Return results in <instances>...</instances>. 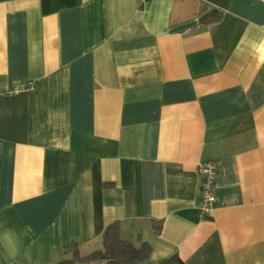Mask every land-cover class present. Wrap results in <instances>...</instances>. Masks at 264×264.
I'll return each instance as SVG.
<instances>
[{
	"label": "crops",
	"instance_id": "0c3cea01",
	"mask_svg": "<svg viewBox=\"0 0 264 264\" xmlns=\"http://www.w3.org/2000/svg\"><path fill=\"white\" fill-rule=\"evenodd\" d=\"M114 221L140 264H264V0H0V264Z\"/></svg>",
	"mask_w": 264,
	"mask_h": 264
},
{
	"label": "trees",
	"instance_id": "16d2710c",
	"mask_svg": "<svg viewBox=\"0 0 264 264\" xmlns=\"http://www.w3.org/2000/svg\"><path fill=\"white\" fill-rule=\"evenodd\" d=\"M219 15H205L202 21H210L218 18ZM159 229V227L157 228ZM102 249L95 250L85 256L79 254L78 245L71 244L70 257L53 264H74L80 262H92L106 260L110 264H140L145 261L151 252V247L140 242L135 245L120 236V224L118 221L109 223L102 233ZM158 264H185L177 254H173L158 262Z\"/></svg>",
	"mask_w": 264,
	"mask_h": 264
},
{
	"label": "built area",
	"instance_id": "2783aa9c",
	"mask_svg": "<svg viewBox=\"0 0 264 264\" xmlns=\"http://www.w3.org/2000/svg\"><path fill=\"white\" fill-rule=\"evenodd\" d=\"M150 1V0H141ZM34 88L33 81H28L27 83H21L13 86L9 93L17 94L24 90H31ZM199 174L201 175L200 183V194L199 200L196 204V209L201 218H205L211 210L212 204L215 201L214 194V183L217 171V165L213 161H207L201 163L197 168Z\"/></svg>",
	"mask_w": 264,
	"mask_h": 264
}]
</instances>
